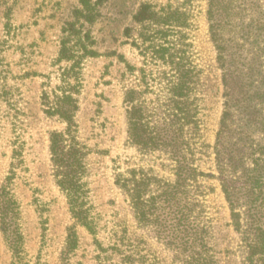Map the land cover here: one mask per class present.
Here are the masks:
<instances>
[{
    "label": "rangeland",
    "instance_id": "rangeland-1",
    "mask_svg": "<svg viewBox=\"0 0 264 264\" xmlns=\"http://www.w3.org/2000/svg\"><path fill=\"white\" fill-rule=\"evenodd\" d=\"M83 1L0 0V191L8 187L19 205L21 234L17 247L3 231L0 217V264L186 263L187 254L175 246L176 221L161 229L142 225L130 198L116 184L117 173L129 169H143L164 181L176 180L177 162L170 150H144L130 141L129 106L124 101L129 89L142 90L154 104L163 105L170 97L175 68L153 53V48L162 44L177 56L183 53L187 65L194 68L191 97L200 125L189 137L186 154L205 173L198 176L191 193L199 200L196 206L190 203L196 221L192 223L196 249L210 264H252L249 245L257 235L251 224L249 184L242 177L244 188L237 206L242 216L237 228L219 178L215 146L225 111L226 70L211 32L209 0H89L88 7ZM248 3L241 18L223 15L224 21L216 24L220 25L219 35L233 38L228 42L227 61L238 67L250 95L260 98V93L264 95V27L255 24L264 17V0ZM145 4L156 11L177 10L182 20L171 27L161 26L172 30L167 37L144 43L140 33L155 26L151 21L136 20ZM69 24L77 31L70 44L78 55L84 53L83 47L94 53L84 54L78 64L79 110L75 119L78 138L89 149L84 179L95 233L73 217L67 197L56 183L50 136L53 131H64L66 123L47 114L43 101L45 93L54 100L63 71L72 64L59 59ZM149 44L152 47L145 50ZM71 81L77 83L74 77ZM261 103L254 124L252 112L246 109L249 104L242 102L235 112L237 133L243 129L249 138L236 144V154L243 157L242 170L253 167L257 157L264 169L260 150L264 145V97ZM167 108L162 106L163 111ZM12 163L16 164L14 174ZM187 201L182 199L183 204ZM260 211L264 222V207ZM70 228L75 229L78 239L73 250L67 243Z\"/></svg>",
    "mask_w": 264,
    "mask_h": 264
},
{
    "label": "trees",
    "instance_id": "trees-1",
    "mask_svg": "<svg viewBox=\"0 0 264 264\" xmlns=\"http://www.w3.org/2000/svg\"><path fill=\"white\" fill-rule=\"evenodd\" d=\"M248 1L228 0L225 3L224 0H209L208 14L212 21L211 32L219 51V59L226 70L225 111L221 119L215 146L220 172L219 178L226 198L231 205L232 216L237 228L240 227L242 216L237 210L239 193L244 188L241 184L242 177L245 176L247 179L246 183L249 184L247 192L250 195L251 203V224L255 226L257 235V240L249 245L250 258L252 264H258L259 261L264 260V222L262 217H259L260 209L264 207L262 188L264 187V169L259 166L262 161L260 157L253 159V167L246 166L243 170L241 169L243 157L236 154V144L246 142L249 138L245 137L248 132L243 131V129L240 130L241 133H237L239 119H235V112L242 102L249 104L246 109L249 108L250 111L248 112H252L249 113L250 118L252 123H255L257 121L256 113L261 112L257 108L261 106V98L264 95L262 96L263 93H260V98L256 97L254 93L250 95L247 87H243L245 81L240 78L238 67L232 66V61H227L230 52L228 42H231L233 38L225 39L222 35H219L220 25L216 24L222 22L223 15V18H234L235 16L241 18L242 13H245L248 8L247 5H250ZM83 3L88 7L90 1L84 0ZM236 7H238V11ZM181 17L182 13L177 10L169 8L156 11L152 5L145 4L136 15V20L138 22L151 21L155 26L150 27L149 25L151 29H148L145 33H140L139 38L146 43L153 41L158 36L167 37L172 30L163 29L161 26L171 27L175 22L182 20ZM263 18L257 20L255 25L258 28L264 27V20H261ZM226 21L228 22L227 19ZM126 32L129 35L130 29L128 28ZM65 33L67 35L62 40L59 59L61 61H71L72 64L64 69L62 85L57 88L59 92H55L54 100H50L47 93L43 96L44 105L47 106L45 112L50 116H58L66 123L64 131H53L51 133V161L56 183L65 193L73 217L91 233H95L89 205V189L84 179L87 173L86 157L89 154V149L78 138V124L75 119L79 110L76 97L80 87L78 64L84 54L94 53L89 51L87 47H83L85 51L80 57L78 51L70 44L72 35L77 34L74 24H69V27L65 29ZM151 47V44H149L145 50ZM170 49L172 48L163 44L153 48L154 55L165 61L167 60L175 68V75H171L174 79L170 82L169 88L171 95L165 103L161 105L148 101L143 96L144 92L138 89L127 90L124 101L129 106L127 117L130 141L144 150H170L172 158L177 162L176 180L174 182L164 181L162 178L151 175L143 169H129L125 173H117L116 184L130 198L137 220L142 225H153L161 229L162 227L167 228L170 221H176L175 229L178 233V239L175 246L179 251L181 250V253L187 254L185 264H210V261L196 249L197 238H192L193 233H195L192 231V223L195 224L196 221L193 220L195 218L191 215L194 209L190 203L196 206L199 200L194 193L193 195L191 193L194 186H197L198 176L205 175L193 165L186 154L190 147L189 137L197 133L200 125L199 111L195 105V99L191 97L194 88L192 86L194 68L187 65L183 53L177 56L176 53H171ZM130 66L129 68L132 69ZM249 67H244L241 71L248 70ZM248 74L250 73L246 72L245 75ZM72 77L75 78L77 83L71 81ZM162 106L169 108L163 111ZM260 150L264 156V145L260 147ZM16 152L15 155H18ZM12 165L14 174V165L16 164L12 163ZM238 174L241 175L238 176ZM7 179L11 180L12 177H7ZM258 190L259 192H257ZM182 199H188L189 202L183 204ZM166 208L169 211L166 212ZM18 216L19 205L11 196L10 189L4 186L0 191L1 224L3 231L13 238L17 247L21 237L17 224ZM67 243L69 250H73L78 246L77 233L74 228L69 230Z\"/></svg>",
    "mask_w": 264,
    "mask_h": 264
}]
</instances>
